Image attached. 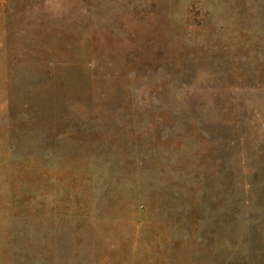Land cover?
Returning a JSON list of instances; mask_svg holds the SVG:
<instances>
[{"label": "rangeland", "instance_id": "rangeland-1", "mask_svg": "<svg viewBox=\"0 0 264 264\" xmlns=\"http://www.w3.org/2000/svg\"><path fill=\"white\" fill-rule=\"evenodd\" d=\"M0 264H264V0H0Z\"/></svg>", "mask_w": 264, "mask_h": 264}]
</instances>
